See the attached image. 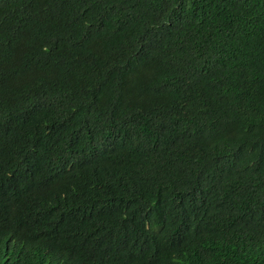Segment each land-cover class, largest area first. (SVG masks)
Returning a JSON list of instances; mask_svg holds the SVG:
<instances>
[{
    "label": "trees",
    "instance_id": "16d2710c",
    "mask_svg": "<svg viewBox=\"0 0 264 264\" xmlns=\"http://www.w3.org/2000/svg\"><path fill=\"white\" fill-rule=\"evenodd\" d=\"M0 264H264V0H0Z\"/></svg>",
    "mask_w": 264,
    "mask_h": 264
}]
</instances>
